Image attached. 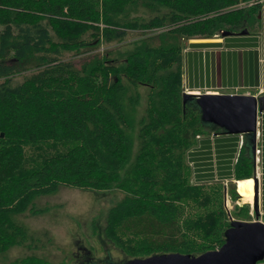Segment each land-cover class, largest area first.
<instances>
[{
    "label": "trees",
    "instance_id": "16d2710c",
    "mask_svg": "<svg viewBox=\"0 0 264 264\" xmlns=\"http://www.w3.org/2000/svg\"><path fill=\"white\" fill-rule=\"evenodd\" d=\"M262 1L0 0V247L27 246L31 236L15 217L37 197L114 187L124 196L108 210L104 235L129 258L219 249L249 210L228 216L221 183H190L188 150L198 136L224 131L202 123L197 96L183 97L181 42L246 30ZM133 6L155 15L126 20ZM125 30H155L159 45L143 38L119 65L107 46ZM123 81L150 90L132 164ZM235 154L232 201V180L254 176L247 140Z\"/></svg>",
    "mask_w": 264,
    "mask_h": 264
},
{
    "label": "rangeland",
    "instance_id": "374dc122",
    "mask_svg": "<svg viewBox=\"0 0 264 264\" xmlns=\"http://www.w3.org/2000/svg\"><path fill=\"white\" fill-rule=\"evenodd\" d=\"M153 15H155V12L143 9L141 6H133L131 9L129 8V10H127L126 20L133 17L137 19H149ZM259 19L258 13L256 21L248 25L246 30L251 33H257L260 30ZM162 30L164 29L156 30V33L160 34ZM154 31L155 30L150 32L125 30V34L121 39L113 41L107 46L110 51L109 58L116 60L117 63L121 65L122 60L127 54L141 47V42L144 40L143 38H146V40L150 38L153 42L152 45L158 46L159 40L156 38V33H154ZM187 41L188 40H182V50L184 47L188 46L186 44ZM104 47L105 45H103L100 50H103ZM22 77L23 75L21 74L14 76L12 80L13 83H19ZM123 86L124 91L121 94L120 101L123 112L130 121V130L126 132V135L131 142L129 162L132 164L139 149L140 142L138 131L140 122L146 119L147 95L150 93V90L148 87L140 85L132 87L125 81H123ZM219 91L228 92L223 90ZM202 92H205V90ZM190 95L195 94L190 93ZM261 95L263 94L259 91L251 96L257 97ZM210 134L211 133L208 135ZM202 136L207 135L198 137ZM193 147H191L188 152ZM255 149H258V151L260 150L259 136L256 141ZM188 152L186 161L191 172V184L208 185L215 182L221 183L223 207L228 216H231L230 214L232 211L240 213L242 206L247 205L249 220L246 222L258 221L264 224V211L261 209L262 177L260 174V152L255 154L256 158L253 168V177L258 178V180L256 179L258 188L256 197L259 210L257 209L258 211H256V213L252 208L253 200L247 202L238 196L236 192V182H233V184L238 198L236 201H232L227 193L228 181L223 182L213 179L209 182H198L195 180L193 177L192 163L188 159ZM128 166L126 168H128ZM253 177L250 179L253 180ZM123 196L124 193L122 191L111 187L107 191L100 192L74 188H60L53 194L37 197L33 201L31 211L15 217V220L27 229L31 239L25 243L27 246L6 244L0 247V264H16L18 261H24L25 264H124L131 258L126 256L119 249H116L106 240L104 235L107 212L112 206L117 204ZM257 264H264V259Z\"/></svg>",
    "mask_w": 264,
    "mask_h": 264
},
{
    "label": "crops",
    "instance_id": "0c3cea01",
    "mask_svg": "<svg viewBox=\"0 0 264 264\" xmlns=\"http://www.w3.org/2000/svg\"><path fill=\"white\" fill-rule=\"evenodd\" d=\"M259 17L260 30L257 33L246 30V33H242L244 31L242 30L225 36L187 41L188 46L184 47L181 56L184 93L248 96L261 91L264 95V0L261 3ZM257 119L254 142L256 148L259 136L261 209L264 211V155L261 154L262 140L264 145V137L262 138L264 115L262 117V114H258ZM244 140L248 141L252 149L254 143L241 134L211 132L210 135L198 137L196 145L188 152L194 179L198 182H209L213 179L227 182L236 156L232 155L233 148L236 146L240 148ZM255 158L254 155L253 161ZM232 182L235 183L233 180ZM257 189L256 187V191ZM257 209L259 210V206L256 197Z\"/></svg>",
    "mask_w": 264,
    "mask_h": 264
},
{
    "label": "water",
    "instance_id": "95a60500",
    "mask_svg": "<svg viewBox=\"0 0 264 264\" xmlns=\"http://www.w3.org/2000/svg\"><path fill=\"white\" fill-rule=\"evenodd\" d=\"M242 33H246L244 30ZM228 33L223 32L225 36ZM190 94L183 93V97ZM202 123L221 128L227 134L251 138L254 158L257 115L264 114V95H197ZM252 208L256 213V178ZM257 216V215H256ZM264 259V224L232 221L224 233V243L217 250L198 256L179 253L156 254L133 258L124 264H257Z\"/></svg>",
    "mask_w": 264,
    "mask_h": 264
},
{
    "label": "bare ground",
    "instance_id": "6f19581e",
    "mask_svg": "<svg viewBox=\"0 0 264 264\" xmlns=\"http://www.w3.org/2000/svg\"><path fill=\"white\" fill-rule=\"evenodd\" d=\"M236 192L242 200L251 202L253 200V180L252 179L239 180L236 183Z\"/></svg>",
    "mask_w": 264,
    "mask_h": 264
},
{
    "label": "built area",
    "instance_id": "2783aa9c",
    "mask_svg": "<svg viewBox=\"0 0 264 264\" xmlns=\"http://www.w3.org/2000/svg\"><path fill=\"white\" fill-rule=\"evenodd\" d=\"M242 5H244V4H240V6H242ZM196 94H199V92H196ZM216 94H217V93H216ZM257 152L259 153L258 149H255V151H254V155H255Z\"/></svg>",
    "mask_w": 264,
    "mask_h": 264
}]
</instances>
